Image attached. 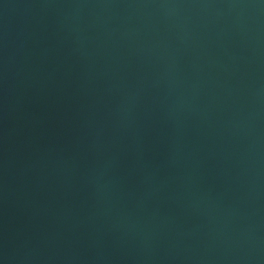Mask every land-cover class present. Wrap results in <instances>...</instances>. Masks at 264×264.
I'll use <instances>...</instances> for the list:
<instances>
[{"label":"water","instance_id":"1","mask_svg":"<svg viewBox=\"0 0 264 264\" xmlns=\"http://www.w3.org/2000/svg\"><path fill=\"white\" fill-rule=\"evenodd\" d=\"M0 264H264V0H0Z\"/></svg>","mask_w":264,"mask_h":264}]
</instances>
